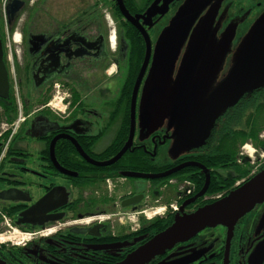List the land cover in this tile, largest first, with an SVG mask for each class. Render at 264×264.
Returning <instances> with one entry per match:
<instances>
[{"label": "flooded vegetation", "instance_id": "af4514ba", "mask_svg": "<svg viewBox=\"0 0 264 264\" xmlns=\"http://www.w3.org/2000/svg\"><path fill=\"white\" fill-rule=\"evenodd\" d=\"M1 2L6 264H115L176 215L215 202L264 167V85L232 103L229 94L207 129L192 123L247 50L264 52V0ZM128 140L121 157L100 164ZM210 187L220 191L208 194ZM151 202L164 214L134 229L113 226L123 210ZM17 231L29 241L11 245ZM146 264H264V201L229 235L207 227Z\"/></svg>", "mask_w": 264, "mask_h": 264}, {"label": "water", "instance_id": "95a60500", "mask_svg": "<svg viewBox=\"0 0 264 264\" xmlns=\"http://www.w3.org/2000/svg\"><path fill=\"white\" fill-rule=\"evenodd\" d=\"M123 12L124 9L122 8ZM127 14V13H126ZM261 34L255 39H261ZM259 37V38H257ZM246 51L237 61L230 76L210 95L209 99L199 113L192 116V123L200 124L206 129L211 125L215 111L219 109L221 102L229 95L231 103L236 99V93L248 91L264 85V52ZM143 70V68H142ZM141 73L138 77L140 79ZM137 81V82H138ZM133 90L132 102L135 101L136 88ZM7 84L5 68L2 65L0 55V95L6 96ZM130 140V138H129ZM129 140L125 146L111 160L100 163L110 164L127 149ZM172 171L159 174H142L123 172L126 177L138 178H162ZM207 182L200 190L202 194ZM264 201V167L242 185L229 191L224 197L199 207L191 213L176 215L173 222L164 230L155 234L147 242L127 254L121 261L115 264H146L155 255L162 254L174 244L186 241L207 227L222 225L228 229V235L233 225L251 209ZM135 203L134 198L123 202V205ZM35 208L31 207V211ZM0 264H6L0 259Z\"/></svg>", "mask_w": 264, "mask_h": 264}, {"label": "rangeland", "instance_id": "374dc122", "mask_svg": "<svg viewBox=\"0 0 264 264\" xmlns=\"http://www.w3.org/2000/svg\"><path fill=\"white\" fill-rule=\"evenodd\" d=\"M63 1H67V0H63ZM72 1H73L74 5L78 4V2H77L78 0H72ZM263 48H264V45H263ZM164 196L167 197L168 195H164ZM170 203L171 204L175 203V198H173V200ZM163 207H164V205H160V204H157L155 202H151V203H148V204L147 203L142 204L141 206H139L134 211L123 210L122 211V219H121V221H117L116 220V222H113V226L115 228L123 226V229L125 228V230L126 229H134V228H136V226H138L140 220H142L144 222H147V221H150L152 218H155L157 216L163 215L164 211H162V213L160 212V213H155L154 214V211L158 210L159 208H160V210H162ZM18 233L19 232L17 231L16 234H18ZM23 233H25V232H23ZM26 234L30 235V233H26ZM27 235H26V237H27ZM0 236H2V237H6L7 236L6 232L1 229V224H0ZM17 239L18 238L16 237V242L19 240V239L18 240ZM27 241H29L28 237H27L26 240H24L23 242H21L19 245H16V246H21L23 243H25ZM7 243H8V241L7 242L4 241V242L0 243V245H5ZM11 245L15 246L14 243L11 244Z\"/></svg>", "mask_w": 264, "mask_h": 264}, {"label": "built area", "instance_id": "2783aa9c", "mask_svg": "<svg viewBox=\"0 0 264 264\" xmlns=\"http://www.w3.org/2000/svg\"><path fill=\"white\" fill-rule=\"evenodd\" d=\"M2 1V7L4 8V5H5V2H6V0H1ZM52 103H54V105H53V107H56V108H60L62 105L60 104V102L58 101V100H56V99H53V101H52ZM20 121V115L18 116V118H17V120L15 121V123H18ZM171 207H175L174 205H171ZM164 209V208H163ZM160 210V208L158 209V210H156V211H154V214L155 213H162V211H164V210ZM153 214V215H154ZM133 217V216H132ZM149 217V216H148ZM150 218V217H149ZM25 235V236H24ZM26 233H23V232H19L18 234H17V238L19 239H17L18 241L16 242V241H12V243H14V244H20L21 242H23L24 240H26L27 239V237L29 238V235H27V237H26ZM7 242L8 241V237L6 236V237H2V236H0V243H2V242Z\"/></svg>", "mask_w": 264, "mask_h": 264}, {"label": "trees", "instance_id": "16d2710c", "mask_svg": "<svg viewBox=\"0 0 264 264\" xmlns=\"http://www.w3.org/2000/svg\"><path fill=\"white\" fill-rule=\"evenodd\" d=\"M217 159H222V157H217ZM220 161V160H219ZM220 191V188L218 187H210L208 188V194H215Z\"/></svg>", "mask_w": 264, "mask_h": 264}, {"label": "bare ground", "instance_id": "6f19581e", "mask_svg": "<svg viewBox=\"0 0 264 264\" xmlns=\"http://www.w3.org/2000/svg\"><path fill=\"white\" fill-rule=\"evenodd\" d=\"M15 37H16V38H18V36H17V35H16Z\"/></svg>", "mask_w": 264, "mask_h": 264}]
</instances>
